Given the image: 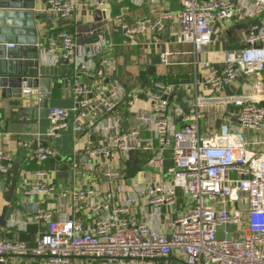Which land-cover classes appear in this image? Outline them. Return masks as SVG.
<instances>
[{
    "label": "built area",
    "instance_id": "obj_1",
    "mask_svg": "<svg viewBox=\"0 0 264 264\" xmlns=\"http://www.w3.org/2000/svg\"><path fill=\"white\" fill-rule=\"evenodd\" d=\"M109 1L45 0L34 9L56 27L54 35L37 46L40 64L64 62L95 84L87 87L74 80L72 107L48 109V129L42 137L36 134L35 150L17 141L29 150L15 195L19 203L36 197L38 208L21 219H9L7 226L20 232L35 226L37 232L33 246L0 237V264H6L8 255L36 257L40 264H158L169 259L176 264H264V0H180L176 11L161 10L133 22L102 18L75 31L69 28L78 9L104 16ZM130 2L139 6L142 0ZM105 20L126 46H147L148 35L177 22L176 42L193 46L196 82L209 95H196L183 109L174 101L183 85L153 82L151 91H145L147 108L132 113L136 127L127 128V115L119 110L129 93L130 103L138 96L116 80L110 57L115 46L106 39ZM243 22V47L224 50L219 61L207 58V48L226 26ZM169 55L161 54V63L167 65ZM236 88L239 93H233ZM21 94L40 99L38 90L26 85ZM211 108L220 124L200 131L199 123ZM21 117L30 119L26 113ZM69 128L72 178L80 174L98 181L58 190L54 172L44 164L57 155L53 144ZM140 128L150 136L143 137ZM80 136L86 139L83 153L77 148ZM133 152L146 158L132 191L125 183ZM168 152L171 165L166 167ZM81 158L87 159L84 166L78 162ZM13 162L0 148L2 177ZM30 164L37 168L28 172ZM59 197L65 204L57 216ZM81 213L87 226L77 218Z\"/></svg>",
    "mask_w": 264,
    "mask_h": 264
},
{
    "label": "crops",
    "instance_id": "obj_2",
    "mask_svg": "<svg viewBox=\"0 0 264 264\" xmlns=\"http://www.w3.org/2000/svg\"><path fill=\"white\" fill-rule=\"evenodd\" d=\"M43 0H37L35 8L38 10L42 5ZM180 8V0H142L141 5H133L130 0H110L108 11V18L112 19L115 17H121L127 22H133L135 19L142 17L154 16L158 11L170 10L176 11ZM73 23L70 24V29L75 31L76 29L87 27L94 20H96L93 10L80 8L77 14L74 16ZM106 19V18H105ZM105 29V36L108 41L114 44V52L110 55L112 60L115 62V73L116 80L123 84L127 90H134L137 101L130 103V105L122 106L120 112L122 115H127L126 127H136L135 121L131 118V114L137 112L138 109H145L147 105L144 103L146 100L145 91H151L149 86L153 82H162L164 84L170 85H183L179 93H177L174 101L178 103L183 109L187 106V102L193 99L196 95L203 96L209 95V92L204 86H199L196 82V77L194 75V67L192 65L193 46L191 44H179L176 42V35L179 33L180 26L177 22H169L162 33L156 35H148L145 43L147 46L136 45V46H126L123 43V38L121 34L113 28L110 20H105L103 22ZM38 39L46 40L53 36L56 27L54 23H50V19L44 17L38 21ZM247 32L246 23H232L228 24L219 37V40L215 44L207 48V58L210 60L219 61L222 59L224 50H236L244 45V35ZM149 43V45H148ZM151 43V44H150ZM170 54L168 56V64L164 65L159 61L158 64L153 65L152 59L156 55H161L163 53ZM38 66L41 69H32L37 73L36 77L38 79L46 78L53 81H57L56 84L51 85V97L47 100V106H43L41 99L34 98H24L21 97H8L5 95L2 97L0 93V148L4 150L5 153L10 155L13 159V164L22 159L20 163L19 173L22 168H24V161L28 150H33L32 147L36 146L35 137L38 134L42 137L46 130L48 129V121L46 118L47 111L50 108H70L73 105V96L71 88L75 79L87 87H92L95 84L93 79L84 75H76L74 69L64 62H59L54 65H43L39 62L38 56ZM153 67V68H152ZM99 68V67H98ZM151 68L153 69L151 71ZM152 73H150V71ZM40 72V73H39ZM264 76V74H263ZM24 84L22 85V87ZM39 92L38 88H36ZM240 89H234L233 93H239ZM131 98V94L127 95ZM40 98V97H39ZM233 110H235L233 108ZM26 113L30 117L29 120L22 119L21 114ZM217 111L211 108L207 111V118L199 123V130L203 131L210 124L213 128H218L217 126ZM235 115V114H234ZM177 124L179 121L176 119ZM232 122L237 124L235 116H232ZM140 133L143 137H149L150 133L145 128H140ZM42 139V138H41ZM96 142V138L92 139ZM17 141H23L30 143L31 146L28 150L17 145ZM86 139L80 136L79 145L77 146L78 152L83 153V148L85 146ZM55 144L58 147L57 154L63 159H69L72 157L73 150V132L72 129L61 133L60 137L56 140ZM166 167L171 165L169 160L170 152L166 154ZM146 154L141 152H133L130 155V163L127 173V180L125 183L127 190H132L139 184V179L137 176L138 171L144 167ZM78 162L84 166L87 163V159L81 158ZM44 166L49 168V161H47ZM35 165H28V172L36 169ZM49 171V169H48ZM55 173V172H54ZM54 183L58 190H68L72 187H84L88 185H95L97 179L94 177H89L88 175L78 174L76 177L72 178L69 182L66 178H58L55 174ZM135 177L137 182H132L131 178ZM3 179L5 177H2ZM5 191H0V215L3 208L7 205L4 200ZM183 199L180 198V202ZM26 203L27 207L33 205L32 198L27 199L26 202L21 201L17 206L15 205L14 210L9 219L18 218L21 219L25 214L30 213L28 210H23L20 204ZM58 205V199L56 201ZM56 205V206H57ZM10 206V204H8ZM56 208V207H55ZM56 214L62 213L56 210ZM78 219L82 220L85 225V220L83 214L77 216ZM8 222V221H7ZM7 222L3 227L0 226L1 232L0 237L8 240H19L27 244L28 246L34 245V239L36 236L37 228L35 226H30L26 231L20 232L15 228L9 229ZM159 224L163 225V220H159ZM87 226V224L85 225ZM159 226V225H158ZM160 227V226H159ZM6 264H40V261L36 257H16L8 255L5 258ZM176 264L174 259H169L166 261H159L158 264ZM85 264H106L104 261H87Z\"/></svg>",
    "mask_w": 264,
    "mask_h": 264
},
{
    "label": "water",
    "instance_id": "obj_3",
    "mask_svg": "<svg viewBox=\"0 0 264 264\" xmlns=\"http://www.w3.org/2000/svg\"><path fill=\"white\" fill-rule=\"evenodd\" d=\"M45 0L42 1L44 3ZM37 0H0V93L2 97H21L22 85L40 91V99L43 106H47V100L51 97V85L57 81L42 78L38 79L32 69L39 68L38 66V45L43 44V40L38 39V21L45 15L34 14ZM96 20L108 18V14L102 16L97 10H93ZM163 53V51H161ZM160 55H156L152 59L153 65L158 64ZM153 68V67H152ZM151 68V71L153 70ZM150 71V70H149ZM150 71V73H152ZM40 73V72H39ZM154 92V90H152ZM172 97H169L171 100ZM131 98L126 97L125 103H128ZM264 106V104H261ZM217 121V126H219ZM33 150L36 146L32 147ZM53 149L58 152V147L53 144ZM22 159L16 161L10 173L3 179L0 175V191L4 193V200L7 205L3 208L0 215V226L3 227L9 220L15 205L19 201L15 195V188L18 182V174ZM70 161L63 159L58 154L49 160V171L55 172L58 178H66L69 182L72 180V173L69 171L68 164ZM33 205L27 207L26 203L20 204L23 210H28L33 213L37 210L35 204L36 197L32 198ZM10 204V206H8ZM65 199L58 198L56 210H64Z\"/></svg>",
    "mask_w": 264,
    "mask_h": 264
},
{
    "label": "trees",
    "instance_id": "obj_4",
    "mask_svg": "<svg viewBox=\"0 0 264 264\" xmlns=\"http://www.w3.org/2000/svg\"><path fill=\"white\" fill-rule=\"evenodd\" d=\"M17 241H19V240H17ZM20 242H22V241H20Z\"/></svg>",
    "mask_w": 264,
    "mask_h": 264
}]
</instances>
